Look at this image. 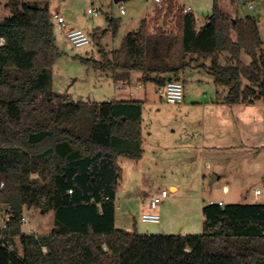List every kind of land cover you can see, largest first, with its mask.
Wrapping results in <instances>:
<instances>
[{
    "label": "trees",
    "instance_id": "16d2710c",
    "mask_svg": "<svg viewBox=\"0 0 264 264\" xmlns=\"http://www.w3.org/2000/svg\"><path fill=\"white\" fill-rule=\"evenodd\" d=\"M167 2L163 26L158 22L152 29L144 19L112 55L101 48V61H82L102 73L136 71L143 83L160 86L179 80L190 62L211 60L201 67L228 89L226 103L264 99V43L257 19L234 18L215 0L199 27L193 12ZM6 6L10 15L0 19V204L12 218L0 239V264H264L260 203L205 205V230L198 235L117 228L118 160L143 157L144 102L89 107L55 93L53 66L61 52L50 0H7ZM169 17L172 30L165 29ZM107 21L110 30L94 33L99 46L109 31L115 37L121 27L118 19ZM178 45L182 56L175 64ZM243 52L250 64L242 61ZM25 206L53 211L54 229L47 235L23 232ZM15 236L22 256L11 248L9 238Z\"/></svg>",
    "mask_w": 264,
    "mask_h": 264
},
{
    "label": "rangeland",
    "instance_id": "374dc122",
    "mask_svg": "<svg viewBox=\"0 0 264 264\" xmlns=\"http://www.w3.org/2000/svg\"><path fill=\"white\" fill-rule=\"evenodd\" d=\"M177 1L179 7H192L195 16L202 21L212 13L215 2ZM218 2L222 11L231 14L237 7L241 13L252 14L247 4L253 2L258 5L257 0ZM6 5L7 0H0L1 20L10 15ZM52 7L65 15L70 29H83L93 38L91 45L76 47L66 31L54 23L61 56L53 66L52 89L70 101L82 102L89 107L118 98V87L123 86V90H127L128 79L121 75L124 81H119L120 76L102 73L86 65L82 59L101 61V48L112 55L129 33L140 28L144 19L150 23L154 21V25L161 24L165 13L159 14L156 0H122L119 3L115 0H53ZM122 7L124 15L121 14ZM89 9L96 10L98 15L89 14ZM108 17L120 20L121 27L115 37L109 31L99 46L94 41V33L96 30H108ZM167 26L169 30L174 26L172 17L167 20ZM262 28L264 33V24ZM173 55L171 62L180 63L181 45ZM227 57L225 53L223 64ZM241 59L246 64L251 62L244 52ZM185 81L187 102L193 103L187 108L166 103L154 83H143L134 91L136 96L133 99L144 101V154L139 160L124 157L118 160L121 172L118 173L116 226L119 229L146 235H198L205 230L202 196L206 204H210L209 199L228 202L233 195L238 200L232 201L240 204L253 201L264 204V99L254 106H235L232 111L225 107L226 111L205 113L194 100L202 101L205 91L201 89L208 87L210 90V84L215 86L214 80L207 82L204 79L201 84L194 80ZM204 144L210 149L205 151ZM224 145L235 148H221ZM256 154L258 158L254 159ZM213 176H218L219 180H212ZM173 183L179 187L177 193L170 191ZM225 185L230 187V195L223 194ZM258 189L262 195L258 200H252ZM163 190H169L170 196L158 208L161 222L143 223L142 214L150 212L147 200ZM24 218L26 223L22 229L24 227L26 232L47 235L54 229L53 211L46 213L39 208H27ZM11 248L19 255L24 250L21 242Z\"/></svg>",
    "mask_w": 264,
    "mask_h": 264
},
{
    "label": "crops",
    "instance_id": "0c3cea01",
    "mask_svg": "<svg viewBox=\"0 0 264 264\" xmlns=\"http://www.w3.org/2000/svg\"><path fill=\"white\" fill-rule=\"evenodd\" d=\"M28 1L41 2L42 0H28ZM257 1H258V5L257 6H255V4L253 2H249L247 4L248 9L250 11H253L252 14H249L247 12L241 13L239 11L238 7L234 9L235 10V13L234 14H231V13H228V12H225V13L230 14L234 18L235 17H238V18H242L243 19V18H246L247 16H253V17H255L257 19V21H258V26H259V31H260L261 39H262V41L264 43V33H263V28H262V24H264V0H257ZM174 2L179 6V3H178L177 0H174ZM52 3H53V0H50V12H51V14H53L55 12H59V13H61L65 17V15L62 12L53 9ZM250 5H252V7H250ZM180 8H191V12L194 13V10H193L192 7L183 6V7H180ZM159 12H160V10H159ZM196 19H197V22H198V26L201 27V26H203L205 24L207 17L203 21L201 19L197 18V17H196ZM152 23H154V21L151 22V26H152V29H153L155 25L152 24ZM161 24H160V26H161ZM165 29H168L169 30V26H167ZM172 29H170V30H172ZM63 30L66 31V33H67L69 30H72V29H70L69 28V24H67V27L65 29H63ZM108 30H110V28H108ZM234 39H235V35H234ZM202 64H205L206 66H210L211 60L201 61L199 63L196 62V61H193L192 63L186 65L183 68V70L181 71V73L179 74L178 77H179V80H181L183 82L184 87H185V83L187 82L185 80H194V81H197L200 84L202 82H204V79L207 82L212 81V79L214 80V78L211 75V73L207 69H204L203 67H201ZM135 73H136V71H131V72L128 71L127 73L126 72H122V71H118V72L114 73V75L116 77L117 76H120L119 77V81H124V77H127L128 81H127L126 84L128 86V89L127 90H123L124 89L123 86H119L118 88L120 90L117 93L118 94V98L112 99L111 101H121V100H124V101L125 100L143 101L142 99H133L136 96V93L134 91L136 89H139L141 87V85L143 84V82L141 81V73H139V72H137L138 74H135ZM121 75H125V76L123 77ZM186 76H188V79H186ZM165 77L166 78H171L172 75H165ZM136 81H138V83H134ZM214 83H215V81H214ZM212 85L213 84H210V87H212L211 89L209 88L210 90H208V87H206L205 89H201L202 91L203 90L205 91V93H204L205 96L202 97V99H203L202 101H198V100L195 101L194 100V103H196L197 105H199V107L203 108L204 111H205V113L207 111H210L212 113H216L218 111H224V110L226 111V108H229L232 111L235 106H242V105L243 106H254L256 103H258V102L261 101V100H258V101H255L253 103H241V104H236V105H230V104H228V103L225 102V97H226V95L228 93V89L227 88L224 89V87H219L216 84H215V86H212ZM155 86L157 87V85H155ZM222 88L224 90H221ZM220 91H222V92H220ZM111 101H109V102H111ZM191 105H193V103H188L187 102V92H186V89H185V102L181 106L187 108V107H191ZM221 148L229 149V148H235V147L232 146V145H224ZM203 149L206 151V150H209L210 147H207L204 144L203 145ZM202 156H203V153H202ZM257 158H258V155L256 154L254 156V159H257ZM215 177L217 178L216 180H219V177L218 176H215ZM170 191L173 192V193H177L179 191L178 185H176L174 183L171 184L170 185ZM257 191H256V194H255L254 199H252V200H258V197L262 195V193L260 195H257ZM231 193H232V191H231L230 187L227 186V185H225L224 186V193L223 194L224 195H230ZM202 200H204V203L201 205L202 212H203V208H204V206L206 204L205 203L206 202L205 201L206 199L204 198V196H202ZM209 200H211L210 203H216V204H218L219 202H223L224 203V206L230 205V204H240V203H237L235 201H232V200H238L235 195H233V196L230 197L229 200H231V201H228L229 203L226 202V201H224V199H219L218 201H214L215 199H209ZM246 200H249L248 197L246 198ZM251 203H255V202L253 201V202H249L247 204H251ZM27 208L30 210L29 207L25 206L24 207V211H23V214L24 215H25V210ZM117 228H119V227H117ZM22 231L26 233V231L24 230V227H23ZM9 239H10V245L11 246H14V247H16V244H18V242H20L19 238L16 237V236L15 237H10ZM23 253H24V250L22 252V255H23ZM22 255H20V256H22Z\"/></svg>",
    "mask_w": 264,
    "mask_h": 264
},
{
    "label": "built area",
    "instance_id": "2783aa9c",
    "mask_svg": "<svg viewBox=\"0 0 264 264\" xmlns=\"http://www.w3.org/2000/svg\"><path fill=\"white\" fill-rule=\"evenodd\" d=\"M158 5V9L160 11H164L165 13L168 10V2L167 0H156ZM252 7V5H250ZM184 12L188 13L191 12V8H184ZM89 14L98 15V12L94 9H89ZM121 14H125V10L121 8ZM53 22H57V24L62 28L65 29L67 27V20L66 18L59 12H55L52 14ZM67 37L72 42V44L76 47H84L91 45L93 42L92 36L83 29H72L67 32ZM4 39L1 40V45L4 44ZM157 91L162 97V99L172 105H182L185 102V87L181 80L172 79L167 81L164 85L157 86ZM4 187V183L0 184V189ZM261 191H257V195H260ZM170 196L169 190H163L157 195L150 197L147 202L150 207V212L144 213L141 216V221L147 224H159L161 222V217L158 214V208L165 200H167ZM220 206H224L223 202L218 203ZM12 218V215L8 213L7 209L4 205L0 204V239H4L5 235L3 233L4 230L8 229L9 222ZM23 226L26 223V219L24 218ZM27 234H35L33 231L26 232ZM47 249L44 248V252Z\"/></svg>",
    "mask_w": 264,
    "mask_h": 264
},
{
    "label": "water",
    "instance_id": "95a60500",
    "mask_svg": "<svg viewBox=\"0 0 264 264\" xmlns=\"http://www.w3.org/2000/svg\"><path fill=\"white\" fill-rule=\"evenodd\" d=\"M120 1H122V0H115L116 3H119ZM163 25H164V20L162 21L161 26H163ZM216 179L217 178L215 176H213L212 180H216ZM43 212H45V211H43Z\"/></svg>",
    "mask_w": 264,
    "mask_h": 264
}]
</instances>
